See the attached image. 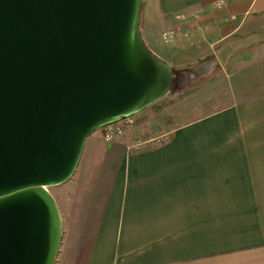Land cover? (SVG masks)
I'll return each instance as SVG.
<instances>
[{
    "label": "crops",
    "instance_id": "obj_1",
    "mask_svg": "<svg viewBox=\"0 0 264 264\" xmlns=\"http://www.w3.org/2000/svg\"><path fill=\"white\" fill-rule=\"evenodd\" d=\"M142 21L175 67L238 61L233 101L131 115L147 119L105 143L71 264H264V0H149Z\"/></svg>",
    "mask_w": 264,
    "mask_h": 264
},
{
    "label": "water",
    "instance_id": "obj_2",
    "mask_svg": "<svg viewBox=\"0 0 264 264\" xmlns=\"http://www.w3.org/2000/svg\"><path fill=\"white\" fill-rule=\"evenodd\" d=\"M143 3L0 0V264L55 263L63 217L49 186L73 175L94 130L172 90Z\"/></svg>",
    "mask_w": 264,
    "mask_h": 264
},
{
    "label": "rangeland",
    "instance_id": "obj_3",
    "mask_svg": "<svg viewBox=\"0 0 264 264\" xmlns=\"http://www.w3.org/2000/svg\"><path fill=\"white\" fill-rule=\"evenodd\" d=\"M144 2L145 7L142 10L146 14L149 0H144ZM141 25L144 26L142 19ZM258 59L259 56H256L248 61L256 62ZM220 64L221 62L218 60L216 65H210L209 67L177 66V69L180 68L178 72L179 81L173 85L172 90L140 111L145 113L148 111V115H154L161 113L165 108L175 107L178 110L187 108L186 115L176 117L180 121H184L230 103L233 101L232 90L235 88L234 77L232 78L230 72L238 64V61ZM182 84H185V86L182 87ZM254 85L261 86L262 83ZM185 95L187 97L182 99ZM190 110L195 113H191ZM168 116L166 115L167 119ZM161 117L165 119V116ZM131 119L133 127V125L145 121L147 116L141 115V117H131ZM106 142L103 127L94 130L85 142L81 158L73 175L63 183L49 186V189L56 197L63 217L62 241L54 264H71L73 261L72 251L75 239L80 232V222L88 201L93 173L96 170Z\"/></svg>",
    "mask_w": 264,
    "mask_h": 264
},
{
    "label": "built area",
    "instance_id": "obj_4",
    "mask_svg": "<svg viewBox=\"0 0 264 264\" xmlns=\"http://www.w3.org/2000/svg\"><path fill=\"white\" fill-rule=\"evenodd\" d=\"M132 126L130 116L123 117L118 121L103 126L104 136L107 141L113 140Z\"/></svg>",
    "mask_w": 264,
    "mask_h": 264
},
{
    "label": "trees",
    "instance_id": "obj_5",
    "mask_svg": "<svg viewBox=\"0 0 264 264\" xmlns=\"http://www.w3.org/2000/svg\"><path fill=\"white\" fill-rule=\"evenodd\" d=\"M174 67V71L176 72V78H175V81H174V84L173 85H175L176 83H177V81H179V79H178V76H179V74H178V72L180 71V68L179 69H177L175 66H173ZM178 70V71H177ZM185 86V84L183 85L182 84V87H184Z\"/></svg>",
    "mask_w": 264,
    "mask_h": 264
},
{
    "label": "flooded vegetation",
    "instance_id": "obj_6",
    "mask_svg": "<svg viewBox=\"0 0 264 264\" xmlns=\"http://www.w3.org/2000/svg\"><path fill=\"white\" fill-rule=\"evenodd\" d=\"M177 77V76H176Z\"/></svg>",
    "mask_w": 264,
    "mask_h": 264
}]
</instances>
